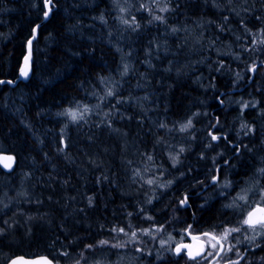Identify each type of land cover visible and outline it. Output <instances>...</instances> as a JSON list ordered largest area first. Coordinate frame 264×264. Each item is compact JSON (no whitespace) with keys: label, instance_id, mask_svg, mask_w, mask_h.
Listing matches in <instances>:
<instances>
[{"label":"trees","instance_id":"trees-1","mask_svg":"<svg viewBox=\"0 0 264 264\" xmlns=\"http://www.w3.org/2000/svg\"><path fill=\"white\" fill-rule=\"evenodd\" d=\"M53 7L34 42L30 80L0 85V152L17 157L13 171L0 166V264L20 254H47L57 264H193L185 253L156 261L149 252L160 230L193 223L213 232L229 210L207 194L231 151L263 162L264 0H53ZM45 11V0H0V79L19 77ZM133 18L138 28L129 26ZM101 77L125 103L93 95H104ZM231 96L249 105H231ZM82 103L91 109L84 120L64 114ZM185 194L188 207L180 204Z\"/></svg>","mask_w":264,"mask_h":264},{"label":"snow or ice","instance_id":"snow-or-ice-1","mask_svg":"<svg viewBox=\"0 0 264 264\" xmlns=\"http://www.w3.org/2000/svg\"><path fill=\"white\" fill-rule=\"evenodd\" d=\"M229 2H231V0H229ZM49 5H51V0H45V6L48 7V11L44 12V16L45 18L49 15V12L51 11V7H49ZM141 7H143V5H141ZM121 12L125 11V9L121 8L120 9ZM161 12H165L168 11V8H161L160 9ZM238 15V13H237ZM101 19H103V17H101ZM154 20L157 21H162L163 17L161 16H154L153 17ZM122 23L124 24H129L128 20H122ZM134 24L136 28L139 27V24L135 23V18H133L131 24H129V26L131 27V25ZM175 31V29L173 30ZM261 31H264V29H262ZM32 41L29 40L28 44L29 47L31 46ZM256 41H253V44H255ZM261 44H264V39L260 40ZM27 61V57L25 58ZM256 69V65L252 66V71H255ZM23 71V70H22ZM129 71V67L127 64L123 65V72L121 73V75H126ZM24 75H27V72H23ZM100 83L105 85V90H104V95L103 96H99L97 93H93L94 96H98V99L103 102L105 101L108 97H113L116 98V103L117 104H122L125 103L124 100H121L118 98V91L114 90L113 87H108V78L105 77H101L100 79ZM96 108L100 107V104H97L95 106ZM116 107V105H112L110 111L108 113H105V116H110L113 115L112 109H114ZM91 111V109L89 108V106L87 104L83 105L82 107H77V108H70V109H66L64 114L70 115L71 120L73 122H77L79 120H84L85 118V114L89 113ZM103 123V122H102ZM160 127H166V125L161 124ZM191 127V120H189L187 122V124L181 125L180 130L184 131L187 128ZM213 140H217L219 139V137L213 135L212 136ZM157 143L159 144L160 141H157ZM184 149L181 148L180 152H183ZM6 159H12L11 157H8ZM146 159L148 161H151L153 159V157L151 155H147ZM172 162L173 165H175L178 161L176 158H172ZM129 164H131V161H128ZM7 166V165H6ZM147 171V169H145ZM134 176H139L140 175V171L139 169H135L133 172ZM257 177H264V168H260L257 169ZM213 183H216L218 180L217 176H213L212 177ZM147 184L151 185L154 183V181L152 179H148L146 181ZM171 183V182H169ZM245 187H242L240 189V191L236 194L235 197H233L231 203L224 205L225 208L227 209H238L240 210L242 213H244L243 215V219L239 222L240 223V227H225L223 233L221 234V236L217 237L216 235H214L213 233L210 232H205L203 233L204 236L209 237V243L212 249H216L217 248V244H220L221 240H227L229 235H231L232 233H241L242 230L247 231V230H252L253 232H256V235H259L261 237H264V185H262L259 181L258 178L256 177H252L249 180L245 181ZM164 185H161V187H163ZM232 186V182L231 181H227L225 180L224 183L221 185V187L223 189H228ZM91 202V201H90ZM150 202V201H149ZM243 202V203H240ZM181 205H186L187 204V197H185L183 200L180 201ZM131 215V214H129ZM149 219H151V217H149ZM191 228V225L188 226V229ZM188 229H185L186 232H188ZM257 229H260V231H257ZM114 231H117V229H113ZM3 229H0V232H2ZM119 232H124V228H119L118 229ZM144 233H149L148 229H144L143 230ZM190 234V232L188 233ZM136 238V232H132L131 234V238L130 239H135ZM256 236H245V240H248L249 242L255 240ZM193 239H196V237H193ZM211 241H216V243H211ZM241 241L237 239V243H240ZM162 244L164 243L163 241L161 242ZM100 244H108V241H100ZM88 247H93L92 245H89ZM113 247H117V248H122L124 247V244H116L113 245ZM235 248V245L230 244L228 246L227 249H225L223 247V244H220V249L219 251H205V249L203 247H201L200 249H198L197 251H193L192 250V246L188 245V244H180L177 247H175L174 249V253L176 255H180L181 252L183 251L186 256L188 257V259L190 261H193L194 264H200L201 261H204V264H212V261L215 260L217 257H222V253L224 255L227 254V252H231L233 251V249ZM62 255L67 256L68 253H63ZM12 264H16V261L13 260ZM46 264H51V261H46ZM77 264H79V261H77ZM230 264H239V261H230Z\"/></svg>","mask_w":264,"mask_h":264},{"label":"flooded vegetation","instance_id":"flooded-vegetation-1","mask_svg":"<svg viewBox=\"0 0 264 264\" xmlns=\"http://www.w3.org/2000/svg\"><path fill=\"white\" fill-rule=\"evenodd\" d=\"M242 152L243 151L241 149L231 151V154L234 155L233 158L225 159L223 162L220 163V166H218V167H221V164H224V165L229 164V162H231V161L232 162H235V161L241 162V164L232 165L229 168L228 172L230 173V175H228V179H230V181L232 182V188H231L230 192L228 194H225V195H222V194L214 195V200L217 201V203L220 207H221V205L224 206V205H226V203H229L227 200H225V203L222 204L221 198L227 199L228 197H232V195L238 193L240 191V189L245 186V181L249 180L252 177L258 178L260 183L262 185H264V177H257L256 176L257 169L264 168V157L262 159V161H263L262 163L255 165V164H251V160L254 162V159L249 160L248 158L247 159L242 158L243 157ZM236 155H237V158H235ZM226 174H227V172H223V173L220 172L219 180L214 184L210 183V185H213V187H214L218 182H220L221 179L227 178L225 176ZM208 187L209 186L207 185V188ZM202 193L197 192L196 194L202 195ZM196 194L193 193L190 195L194 197ZM190 195H189V202L191 205V201H190L191 196ZM228 200H229V198H228ZM240 203H243V202H240ZM200 205H202V203H200ZM222 208L224 209V207H222ZM228 210H229L228 213H221L219 215L218 219L216 220V223H215L216 226H215L214 231L212 233L214 235H216L217 237L221 236V232L219 230H221L223 228L222 227L223 223L229 224L230 227H240L239 222L243 219L244 213H242L238 209H228ZM227 215H228V217H227ZM225 216H226V219L224 220ZM193 218H195V216H193ZM257 231H260V229H257ZM192 232L198 233V234H203L204 232H207V231L198 232L196 230L195 231L192 230ZM251 232H253V231L252 230H247V231L242 230L241 233H232L231 235H229L227 240H221L220 244H223V247L225 249H227L230 244L235 245V248L233 249V251L227 252L226 255H224L222 253L221 255L223 258L217 257L215 260L212 261V264H230V261H235V260L241 258L242 256H243V258L239 261V264H264V237H261L259 235H254V236H256L255 240L249 242L248 240H245V236L251 237L252 236ZM201 237L203 239H205L207 242V245H206V250H207L208 245L210 244L209 243V237H206L204 235H202ZM237 239L240 240L241 242L237 243ZM184 241H186V242L188 241L187 236H186V240H184ZM211 243H216V241H211ZM220 244H217V248L213 249L214 252L219 251ZM183 253L184 252H182L181 254H183ZM191 262H193V261H191Z\"/></svg>","mask_w":264,"mask_h":264},{"label":"water","instance_id":"water-1","mask_svg":"<svg viewBox=\"0 0 264 264\" xmlns=\"http://www.w3.org/2000/svg\"><path fill=\"white\" fill-rule=\"evenodd\" d=\"M49 7H51V11L49 12V15L46 18L44 16V19L41 22H39L34 28V33H33L32 37L30 38L32 43H31L30 47L28 44L27 53L23 59V63H22L21 69H20L19 77L16 80L7 79V78L0 79V85L5 84V83H9L12 86H16L20 81L27 82L32 77L33 60H34V42L39 36L40 27L45 22H47L53 14V10H54L53 0H51V5H49ZM46 11H48V7H46ZM26 57L28 58L27 61L25 59ZM257 68H258V66L256 65L255 71H252V76H251L250 81H252V79L254 78V75H255ZM23 72H27V75H24ZM237 90L233 89V90H230V92L232 93V92H235ZM221 105L224 106L225 103L222 101ZM213 135L219 137L218 134H213ZM216 141H218V139ZM8 157H11L12 159H6ZM16 164H17V157L15 154H13L11 152H7V151L0 152V166L5 171H7V172L13 171L16 168ZM216 176L219 179V174H217ZM211 184H214L213 180L211 181ZM206 188H207V186L205 188H203L202 190H200L198 193H202ZM185 197H187V204L184 206L188 207L190 205L189 195H186ZM190 225H191V228L190 229L187 228L188 232L185 231V234L188 237V241L187 242L186 241L179 242L175 247H177L180 244H188V245L192 246L193 251H197L201 247H203L206 250L207 242L205 239H203L201 237L203 234H198V233L192 232L191 229L193 227V223H191ZM189 232H190V234H188ZM207 232H210V231H207ZM210 233H212V232H210ZM193 237H196V239H193ZM242 258H243V256L241 258L235 260V261H240ZM13 260L16 261V264H46V261H51V264H57L56 261L54 259H52L47 254H40V255H36V256H27V255H21V254L20 255H14L7 261L6 264H12Z\"/></svg>","mask_w":264,"mask_h":264},{"label":"rangeland","instance_id":"rangeland-1","mask_svg":"<svg viewBox=\"0 0 264 264\" xmlns=\"http://www.w3.org/2000/svg\"><path fill=\"white\" fill-rule=\"evenodd\" d=\"M231 105H240L242 107H245V106H248L249 105V102L247 100V98L245 96H231L230 98V103ZM83 105L85 104H80V105H77L75 106L74 108H77V107H82ZM73 108V109H74ZM218 172L220 174V167H218ZM216 172V174L218 173ZM228 175H230L229 172H227V174L225 175L227 178H223L220 180V182H218L214 187L213 189L207 194L209 198L211 197H214V195L216 194H222V195H225V194H228L232 188V186L228 189H223L221 187V185L224 183L225 180L227 181H230V179H228ZM215 176V175H214ZM152 179V178H151ZM154 181V180H153ZM172 181V180H171ZM164 183H169V181H165ZM163 183V184H164ZM246 186V185H245ZM244 186V187H245ZM237 194V193H236ZM236 194L232 195V197H228L229 200L231 201L233 199V197L236 196ZM185 195H188V194H185ZM223 197V196H222ZM206 198V197H205ZM227 198V201L229 203H231ZM184 199V197H183ZM182 199V200H183ZM229 203H226V204H229ZM223 228L221 230H219L221 232V234L223 233L224 231V228L225 227H230L229 224H226V223H223L222 224ZM131 232H133V228H129ZM185 227H183L181 230H179L178 232L177 231H168V230H160L159 231V235H158V240L156 242V245L150 250L152 252H149L151 255H154L155 256V260L158 261V260H163L164 258H166L168 256V254H173L175 256H178L174 253V249H175V246L181 242V241H184L186 240V235H185ZM214 231V230H213ZM218 231V232H219ZM150 234H154L156 235L157 233L155 232V229L152 230L150 232ZM131 235V234H130ZM251 235L254 236L256 235V232H251ZM156 237V236H155ZM164 242L163 244L161 242ZM208 251H213L214 250L211 248L210 244L208 245ZM179 258V257H177ZM9 259V258H8ZM180 261V260H179ZM183 262V261H182ZM194 264V263H193ZM200 264H204V261H201Z\"/></svg>","mask_w":264,"mask_h":264},{"label":"bare ground","instance_id":"bare-ground-1","mask_svg":"<svg viewBox=\"0 0 264 264\" xmlns=\"http://www.w3.org/2000/svg\"><path fill=\"white\" fill-rule=\"evenodd\" d=\"M216 169H217V172H218V168H216ZM219 171H220V170H219ZM217 174H219V172H218ZM217 174H216V175H217ZM216 175H215V176H216ZM219 178H220V174H219ZM218 180H219V179H218ZM185 196H186V195H184V198H185Z\"/></svg>","mask_w":264,"mask_h":264}]
</instances>
